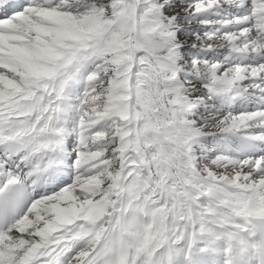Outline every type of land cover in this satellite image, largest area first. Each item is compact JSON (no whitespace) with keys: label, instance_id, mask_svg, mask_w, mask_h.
<instances>
[{"label":"snow or ice","instance_id":"6c2138e0","mask_svg":"<svg viewBox=\"0 0 264 264\" xmlns=\"http://www.w3.org/2000/svg\"><path fill=\"white\" fill-rule=\"evenodd\" d=\"M0 264H264V0H0Z\"/></svg>","mask_w":264,"mask_h":264}]
</instances>
